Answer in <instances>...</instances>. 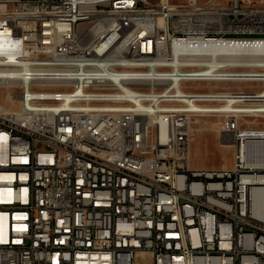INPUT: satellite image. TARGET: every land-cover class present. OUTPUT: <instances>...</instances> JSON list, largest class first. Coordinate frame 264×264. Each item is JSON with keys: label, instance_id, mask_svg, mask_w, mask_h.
Here are the masks:
<instances>
[{"label": "built area", "instance_id": "obj_1", "mask_svg": "<svg viewBox=\"0 0 264 264\" xmlns=\"http://www.w3.org/2000/svg\"><path fill=\"white\" fill-rule=\"evenodd\" d=\"M127 27L139 40L121 49ZM263 49L264 0H0V264H264V148L246 121L264 117ZM205 119L229 170L192 168Z\"/></svg>", "mask_w": 264, "mask_h": 264}, {"label": "bare ground", "instance_id": "obj_2", "mask_svg": "<svg viewBox=\"0 0 264 264\" xmlns=\"http://www.w3.org/2000/svg\"><path fill=\"white\" fill-rule=\"evenodd\" d=\"M139 40V29L137 27H127V32L120 33L119 48L128 49V42ZM261 50V49H260ZM264 51V49H263ZM224 45L216 44V53H223ZM255 54V47L245 45H232L231 60H238L240 55ZM133 60H145L144 52H132ZM208 62H212L209 59ZM109 63H119V51H109ZM109 81H118V71L109 70ZM191 81H198V74H191ZM134 83V73L132 70H124V84H120V94H124V99L137 100L139 99V92L136 86H129ZM14 98L16 101L28 102V93L24 92V87H17L14 91ZM240 103L233 101L231 104ZM85 109L89 110L90 118H99V111L104 109V102H85ZM235 109H239L235 107ZM250 139L252 142L263 146L264 148V130L254 132ZM157 144L159 146L167 145V138L164 135H157ZM141 149L156 150L155 134L152 132H144V141L141 142Z\"/></svg>", "mask_w": 264, "mask_h": 264}, {"label": "rangeland", "instance_id": "obj_3", "mask_svg": "<svg viewBox=\"0 0 264 264\" xmlns=\"http://www.w3.org/2000/svg\"><path fill=\"white\" fill-rule=\"evenodd\" d=\"M173 3L186 0H171ZM0 104L4 107H12L8 97V91L0 92ZM18 107V105H17ZM207 120L210 124L204 125V120L200 122L199 131L195 132V137L191 143V165L195 169L229 170L234 164L235 149L230 144L221 142V133L215 131L216 122ZM250 127L254 130H264V117L247 118ZM137 264H150L146 256L139 258Z\"/></svg>", "mask_w": 264, "mask_h": 264}]
</instances>
